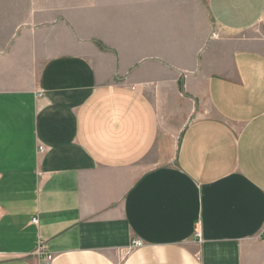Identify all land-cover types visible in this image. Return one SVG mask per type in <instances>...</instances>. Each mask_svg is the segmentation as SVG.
<instances>
[{
  "label": "crops",
  "instance_id": "obj_1",
  "mask_svg": "<svg viewBox=\"0 0 264 264\" xmlns=\"http://www.w3.org/2000/svg\"><path fill=\"white\" fill-rule=\"evenodd\" d=\"M1 14L0 264H243L264 235V0Z\"/></svg>",
  "mask_w": 264,
  "mask_h": 264
},
{
  "label": "rangeland",
  "instance_id": "obj_2",
  "mask_svg": "<svg viewBox=\"0 0 264 264\" xmlns=\"http://www.w3.org/2000/svg\"><path fill=\"white\" fill-rule=\"evenodd\" d=\"M23 14L19 13H12L8 14L7 17L10 20V23L14 21H18L21 19V16ZM197 19H199L197 17ZM0 23L1 27L3 28V25L8 26V21L6 19V16H3L1 14L0 16ZM247 34L251 35L252 37H263L264 38V21L257 22L255 24V27L251 28L246 32ZM168 116L166 115V118ZM174 123V122H173ZM180 121H176L175 124H180ZM243 264H264V235L261 236L260 239H256L253 242H251L244 250L243 255Z\"/></svg>",
  "mask_w": 264,
  "mask_h": 264
},
{
  "label": "built area",
  "instance_id": "obj_3",
  "mask_svg": "<svg viewBox=\"0 0 264 264\" xmlns=\"http://www.w3.org/2000/svg\"><path fill=\"white\" fill-rule=\"evenodd\" d=\"M39 150L40 151H42L43 150V148L42 147H40L39 148ZM36 221V217H34L33 219H32V222L34 223ZM142 241H140L139 239H134V240H132V243H131V248H134V247H140V246H142ZM43 250V248H42V246H39L38 248H37V252H41Z\"/></svg>",
  "mask_w": 264,
  "mask_h": 264
}]
</instances>
